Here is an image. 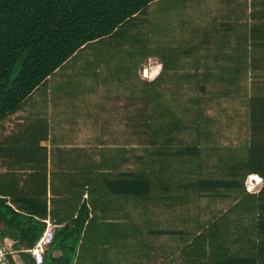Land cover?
<instances>
[{"label":"trees","instance_id":"16d2710c","mask_svg":"<svg viewBox=\"0 0 264 264\" xmlns=\"http://www.w3.org/2000/svg\"><path fill=\"white\" fill-rule=\"evenodd\" d=\"M31 117L69 134L25 262L49 217L43 264H264V0H0V141Z\"/></svg>","mask_w":264,"mask_h":264},{"label":"crops","instance_id":"0c3cea01","mask_svg":"<svg viewBox=\"0 0 264 264\" xmlns=\"http://www.w3.org/2000/svg\"><path fill=\"white\" fill-rule=\"evenodd\" d=\"M228 22L229 20L226 19L220 23V25H222V30H224ZM214 25H217V22ZM222 33H225L226 36L229 35L228 30ZM161 70L162 63L158 59H150L140 70V76L143 80L152 81L160 74ZM19 119L25 121V123L22 125L21 129H18V133H16L18 136L17 144L11 146L10 140L3 139L2 142L0 141V198L6 201V205L14 208L16 211L15 215L10 214L12 217H16L14 218L15 221L10 225L0 221V251L6 254L3 256V260H0V264L28 263L21 257L20 254L22 251H19L28 246L27 241L20 240L21 232L27 231L28 226L24 223V215H21L17 209L19 207H15L12 202H17L24 207H28L30 206V202H34L33 205L40 210V206H38L41 201L40 191H33L32 185H36L39 182L43 183L44 180H46L49 191L51 180L50 168L52 167V163L53 166H57L58 164V159L53 155L55 150L54 146L51 144L49 138L52 135L66 136L69 134L67 131L57 132L56 134V132L51 129L50 121L45 120L43 117ZM40 125H42V128H40ZM251 177H253L254 180L257 179V185L261 182L260 177ZM250 181L251 179H249V182ZM49 209L50 207L48 205V216L50 213ZM40 222H43V224H45V222H50L55 227V230L59 228L50 221L49 217ZM36 231L38 230L36 229ZM24 251L31 255L27 250Z\"/></svg>","mask_w":264,"mask_h":264},{"label":"built area","instance_id":"2783aa9c","mask_svg":"<svg viewBox=\"0 0 264 264\" xmlns=\"http://www.w3.org/2000/svg\"><path fill=\"white\" fill-rule=\"evenodd\" d=\"M46 228L42 236L36 241L34 246L27 250L32 255L35 264H43L44 255L48 247L52 244L55 236V227L50 222H45ZM6 254L0 251V260H3V256Z\"/></svg>","mask_w":264,"mask_h":264},{"label":"rangeland","instance_id":"374dc122","mask_svg":"<svg viewBox=\"0 0 264 264\" xmlns=\"http://www.w3.org/2000/svg\"><path fill=\"white\" fill-rule=\"evenodd\" d=\"M144 76H145V74H144ZM250 179H251V181L249 182V184H250L249 189H250L251 191H259L260 188H261V185H259V184L257 185V183H258L257 179L254 180L253 177H251ZM261 181H262V180H261ZM251 183H252L253 186L251 185ZM259 183H261V182H259Z\"/></svg>","mask_w":264,"mask_h":264}]
</instances>
